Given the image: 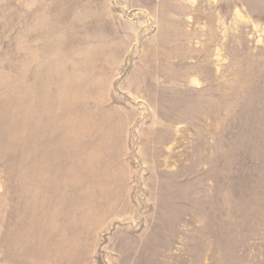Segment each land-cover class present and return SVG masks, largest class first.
<instances>
[{"label": "rangeland", "instance_id": "rangeland-1", "mask_svg": "<svg viewBox=\"0 0 264 264\" xmlns=\"http://www.w3.org/2000/svg\"><path fill=\"white\" fill-rule=\"evenodd\" d=\"M0 264H264V0H0Z\"/></svg>", "mask_w": 264, "mask_h": 264}]
</instances>
